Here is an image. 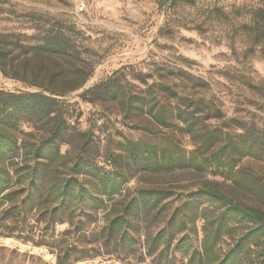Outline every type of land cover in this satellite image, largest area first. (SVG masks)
Listing matches in <instances>:
<instances>
[{
  "label": "rangeland",
  "instance_id": "rangeland-1",
  "mask_svg": "<svg viewBox=\"0 0 264 264\" xmlns=\"http://www.w3.org/2000/svg\"><path fill=\"white\" fill-rule=\"evenodd\" d=\"M31 12L74 27L75 50L80 53L77 63L83 76H89L80 89L60 97L66 121L60 151L69 166L84 155L104 170L122 171L127 176L123 191L127 196L139 188L168 189L172 197L167 200V214L216 183L235 201L264 208L258 195L217 172L191 168L148 172L123 158L128 141L158 147L173 144L186 153L195 149L180 120L161 126L148 114L150 105L171 108L179 103L184 108L191 104L189 100L202 98L206 103L201 108L222 112V118L207 121L209 125L233 118L264 130V0H177L173 5L170 0H0V35H20L29 42L35 40L30 37H41L49 26L41 29ZM73 53L55 59V71L70 66L78 56ZM58 83L64 89L72 85L69 80ZM0 89L36 91L1 72ZM34 123H20V129L30 133L21 137L41 141L50 136L44 121ZM230 125L234 133L241 132L236 122ZM237 167L264 184V160L246 156ZM57 169L68 170L63 160ZM22 183L13 186L21 191L19 198L0 202V264H57L53 246L65 231L71 230L70 240H76L105 224L104 211L86 230L59 223L56 204L50 200L21 207L29 185L25 178ZM196 201L201 209L208 205L206 198ZM78 215L76 221L84 220ZM202 226L200 218L191 225L189 243L195 247L202 241ZM188 253L178 249L176 257L186 260ZM76 264L152 263L150 259L123 261L103 253Z\"/></svg>",
  "mask_w": 264,
  "mask_h": 264
},
{
  "label": "trees",
  "instance_id": "trees-1",
  "mask_svg": "<svg viewBox=\"0 0 264 264\" xmlns=\"http://www.w3.org/2000/svg\"><path fill=\"white\" fill-rule=\"evenodd\" d=\"M176 1L170 0L171 5ZM30 16L40 21L41 29L49 26L41 37H30L35 40L29 42L20 35H0V72L36 89H0V202L19 198L16 195L21 191L13 186H21L25 178L28 193L21 207L50 200L56 204L57 221L77 230L90 227L99 211L106 217L104 225L85 231L76 240H70L71 230L65 231L53 246L57 264H76L103 253L123 261L150 259L152 264H264V208L235 201L217 183L195 192L194 201L167 214V200L172 197L168 189L139 188L127 196L123 192L127 176L122 171L104 170L84 155L68 165L60 151L66 126L60 97L80 89L89 76H83L77 63L80 53L75 50L74 27L43 13L31 12ZM72 53L78 56L70 66L55 71L52 62ZM67 80L72 85L64 89L58 82ZM189 101L184 108L179 103L171 108L150 105L147 112L161 126H172L171 119L180 120L181 129L195 143L194 150L186 153L173 144L158 147L128 141L123 145V158L148 172L214 171L264 201V184L252 172L237 167L246 156L264 160V130L233 118L211 126L207 121L220 120L222 112L201 108L206 103L202 98ZM40 121L49 126L48 138L28 141L21 137L30 133H24L20 123ZM231 122L241 132L234 133ZM61 160L68 170L57 172ZM200 197L208 200L202 209L196 201ZM78 214L84 220L76 221ZM199 218L203 238L195 247L189 243L190 230ZM178 249L189 250L186 260L177 259Z\"/></svg>",
  "mask_w": 264,
  "mask_h": 264
}]
</instances>
